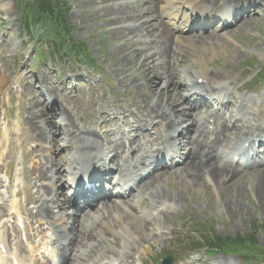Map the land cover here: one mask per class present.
Returning a JSON list of instances; mask_svg holds the SVG:
<instances>
[{
	"label": "bare ground",
	"instance_id": "1",
	"mask_svg": "<svg viewBox=\"0 0 264 264\" xmlns=\"http://www.w3.org/2000/svg\"><path fill=\"white\" fill-rule=\"evenodd\" d=\"M93 4L104 10V25L110 27L114 41H122L113 45L117 47L112 50L116 59L110 70L118 81L117 90L126 92L124 99L117 95L113 101L96 99L100 85L91 84L88 73L83 77L88 79L84 81L89 83L92 93L86 100L75 89L70 91L63 80H55L54 74L43 72L39 75L41 90L30 71L16 79L17 88L9 87L14 74L6 63L9 59L14 63L25 46L22 50L14 45L17 36L12 31L0 33V100L6 89L11 96L19 97L20 111L27 120V130L21 134L23 164L31 165L23 188L14 193L15 197L25 199L24 205L14 200L8 212L0 215V264H55L56 257L62 255L63 264H88L87 258L95 254L101 257V264H143L144 256L157 249L159 238L163 242L167 239L165 225L187 203L181 184L203 183L226 189L240 175L239 168L264 170L262 158L253 163L235 161L242 155L252 157V151L258 157L251 144L264 136V124H259L247 110L256 99L239 95L248 86L238 83L243 73L232 78L245 49L230 46V39L222 41L228 47L227 68L210 74L205 64L201 69L197 60L192 62L196 55L184 48L186 44L195 47L194 51L206 52V46L218 44L212 41L215 35L225 38L233 31H259L264 27V0H93ZM186 10L193 17L208 16L203 32L190 26L192 17ZM4 14L8 20L12 17V4L8 1H0V28ZM164 20L175 30L188 29L192 35L186 40L177 37ZM217 20L222 22L219 30L214 27ZM261 38L264 45V32ZM53 72L67 82L72 79L69 74ZM200 79L202 83L198 82ZM139 82L148 90L142 97L137 94ZM188 92L218 102L223 115L211 111L206 121L200 123L196 110L202 108L190 105L183 94ZM46 100L52 101L59 114L45 110ZM181 102L191 108L185 109ZM203 106L207 109L206 104ZM228 108L236 109L232 111L233 121L224 118ZM55 115L62 116V126L54 125ZM229 127L233 132L228 133ZM246 143L250 149L245 147ZM132 150L137 151L134 157L129 155ZM176 154L183 159V166L162 171L158 157H177ZM6 159L7 155H3L1 160ZM198 160L204 161L203 165L197 164ZM97 166L111 177L93 175ZM4 167L0 171V188L12 178V166ZM69 174L76 186L80 180L97 179L113 188L109 187V192L102 185L95 189L97 192L79 189L72 204L58 187ZM170 179L173 183L164 189V183ZM259 190H264V182ZM85 192L91 195L87 197ZM236 195L233 204L238 202V192ZM77 199L83 200V206L77 202L79 212L69 213L68 208L75 207ZM13 211L25 220L29 251L24 252L20 243H14L15 239L10 243L6 240L8 225H4L7 220L11 222ZM45 228L52 232L44 246L45 250L51 249L48 253L41 252L44 248L39 243V238L47 234ZM171 231L175 232L173 224ZM200 257L196 255L186 264L212 263L203 262ZM213 264L235 262L217 259Z\"/></svg>",
	"mask_w": 264,
	"mask_h": 264
},
{
	"label": "rangeland",
	"instance_id": "2",
	"mask_svg": "<svg viewBox=\"0 0 264 264\" xmlns=\"http://www.w3.org/2000/svg\"><path fill=\"white\" fill-rule=\"evenodd\" d=\"M0 1H8L12 4V17L8 20V16L3 15L2 21L4 23L1 25L0 33L7 30L12 31L17 36L13 40L14 45L17 44L22 50L25 46V51L14 63L10 62L12 59H9V62L6 63L11 66L14 74L9 87L17 88L16 79L21 74L30 71L36 77L37 89L41 90L43 83L39 75L43 72L50 75L54 74L56 76L55 80H63L70 91L75 88V91H78V94L82 95L86 100L89 94L92 93L89 83L84 81H88V79L83 77L84 73H88L91 77L90 83L97 82L100 85L96 99L113 101L115 95L119 99H124L126 92L117 90L118 81L110 70L111 64L116 59L112 50L117 47L113 45L120 44L122 41L118 40V42H115L110 33V27L104 25L106 18L103 17L104 10L100 8L99 4H93V0H66L70 8L68 13L70 25L68 26L71 27V34L77 41L86 43L89 47L88 49H90L88 58H79L68 52L67 38H62V28L59 27L61 26L60 21L56 16H53L51 22L47 20V24L41 23L42 18H37L39 14L34 10L31 1ZM25 21L31 24V31L24 30ZM263 32L264 27L259 29V31L253 32L233 31L229 35L232 36L230 37L232 43L236 46L241 44L245 49L244 51H246L241 53V64L238 71L232 74V78L237 79L239 74L244 72L240 76L238 83L248 84L246 87L249 89L245 88L239 95L244 97L252 96L256 99L253 105L249 104L247 106V110L250 115H253L252 117L258 116L257 121L259 124L264 123V115L261 114L264 108V81H260L258 78L260 71L262 72L263 70L264 74V45L261 43ZM226 39H218L217 42L219 40L220 42L215 44L214 47L213 45L206 46V52L194 51L195 47L189 46L188 50L197 56H192L191 61L197 60L198 63L196 62V64L201 69L203 64H205L204 68L210 74H212L213 70L220 72L226 69L225 58L228 47L222 44V41H226ZM234 44H230V46ZM54 45L55 47L57 46L56 53H54ZM199 67L197 66V68ZM53 71H57L59 74H69L73 77L67 82L63 76H58ZM37 78L40 79V83L37 82ZM199 81L201 82L202 79ZM138 84L140 87L137 94L142 97L148 90L143 84L141 86L140 82ZM81 87L82 92L79 91ZM175 88L178 90L177 87ZM196 99L199 98L193 97L190 100L195 103ZM184 105L185 103L181 104V106ZM19 107L20 100L18 95L11 96L6 89L0 100V171H3L4 166L9 164L12 166L10 171L12 178L10 183L6 182L0 188V192H3L0 195L2 200L0 215L8 212V207L14 200L21 205L25 203V199L15 197L14 194L23 188L25 174L31 167L30 164H23L25 150L21 146V134L24 129L27 130V120L26 115L21 113ZM51 109L53 112L57 108L52 105L51 100L49 102L46 100L45 110ZM55 112L59 114L58 110H55ZM4 114H6V118ZM52 120L56 126L63 125L61 115H55ZM228 132L231 133L232 130H228ZM3 155H7V159L4 161L1 160ZM2 176L3 174H0V177ZM67 179L58 183L61 191L65 192V194L63 193L65 197H67V186H65ZM233 180L226 189L206 186L203 183H200V185H195L193 182L181 184V194L187 199V203L183 204L179 213L171 218V223L165 225L167 239L163 242L159 238L156 243L157 249H151L144 256L143 264H160L161 260L166 256H171L175 259L173 264H186V260H190L196 255H200L203 262L208 260L212 262L211 264L217 259L223 263L232 259L235 264H264V190L262 192L259 190L260 183L264 182V170L253 172L248 169H240V175L237 178H233ZM171 181L172 179L164 183V189L166 185L169 187ZM17 185H20L18 189L15 187ZM185 185L188 186L184 187ZM237 192L239 204L238 202L233 204L232 198L234 195L237 196ZM237 208H239L238 211H236ZM20 218L21 220L24 219L23 216H20ZM14 220L15 218H12V222L8 226L6 237L11 236V233H13L18 236V240L22 238L25 242L24 235L21 230L18 232ZM161 221L162 219L160 218ZM171 224H173L175 232L171 231ZM133 225L137 226L135 223ZM162 225L164 224L162 223ZM194 230L203 235L214 231L216 235H222L230 239H237L236 236H244L246 238L248 235H252L254 240L246 243L243 250L247 256L249 254L256 259H252L247 263L235 255H216L203 247L194 250L195 248L193 247L203 245L196 241ZM45 240L46 238L43 241ZM87 263H90V260H87ZM136 264L139 263L137 262Z\"/></svg>",
	"mask_w": 264,
	"mask_h": 264
},
{
	"label": "trees",
	"instance_id": "3",
	"mask_svg": "<svg viewBox=\"0 0 264 264\" xmlns=\"http://www.w3.org/2000/svg\"><path fill=\"white\" fill-rule=\"evenodd\" d=\"M27 1V0H25ZM33 4L34 10L39 14L37 18L49 17L53 18L56 16L60 21L59 27L62 28V33L68 34L70 33V28L68 26V7L64 0H29ZM71 43V42H70ZM75 53L77 54L78 51ZM200 240L206 243L207 247L213 250L222 251L225 253H237L241 257H246V253H244V246L250 240L253 241V236L241 237L237 236V239H230L229 237H223L222 235H216L212 233L208 236H199ZM252 244L255 245L254 242Z\"/></svg>",
	"mask_w": 264,
	"mask_h": 264
},
{
	"label": "water",
	"instance_id": "4",
	"mask_svg": "<svg viewBox=\"0 0 264 264\" xmlns=\"http://www.w3.org/2000/svg\"><path fill=\"white\" fill-rule=\"evenodd\" d=\"M164 264H172V261L169 260V259H166V260L164 261Z\"/></svg>",
	"mask_w": 264,
	"mask_h": 264
}]
</instances>
